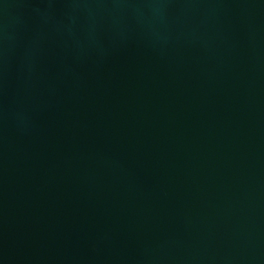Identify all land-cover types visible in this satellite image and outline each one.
Here are the masks:
<instances>
[{"label": "water", "instance_id": "water-1", "mask_svg": "<svg viewBox=\"0 0 264 264\" xmlns=\"http://www.w3.org/2000/svg\"><path fill=\"white\" fill-rule=\"evenodd\" d=\"M0 264H264V0H0Z\"/></svg>", "mask_w": 264, "mask_h": 264}]
</instances>
